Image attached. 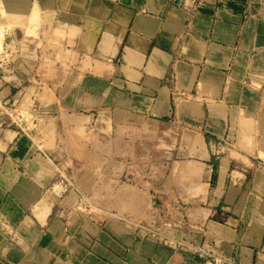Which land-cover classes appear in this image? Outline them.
<instances>
[{
	"label": "crops",
	"instance_id": "0c3cea01",
	"mask_svg": "<svg viewBox=\"0 0 264 264\" xmlns=\"http://www.w3.org/2000/svg\"><path fill=\"white\" fill-rule=\"evenodd\" d=\"M0 264H264V0H0Z\"/></svg>",
	"mask_w": 264,
	"mask_h": 264
},
{
	"label": "built area",
	"instance_id": "2783aa9c",
	"mask_svg": "<svg viewBox=\"0 0 264 264\" xmlns=\"http://www.w3.org/2000/svg\"><path fill=\"white\" fill-rule=\"evenodd\" d=\"M16 49L12 46V44L5 42V38H1L0 40V85L3 80L4 72L10 70L14 67L16 62ZM0 109L4 112L5 119L7 121H11L12 124L18 126L20 129H24L23 122L25 121V117L23 114L19 113L16 108H13L7 102L3 101L0 97ZM224 260L216 255L208 254V258L206 259L204 264H222Z\"/></svg>",
	"mask_w": 264,
	"mask_h": 264
},
{
	"label": "rangeland",
	"instance_id": "374dc122",
	"mask_svg": "<svg viewBox=\"0 0 264 264\" xmlns=\"http://www.w3.org/2000/svg\"><path fill=\"white\" fill-rule=\"evenodd\" d=\"M1 38H2V32H1V30H0V40H1Z\"/></svg>",
	"mask_w": 264,
	"mask_h": 264
}]
</instances>
